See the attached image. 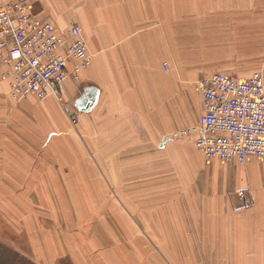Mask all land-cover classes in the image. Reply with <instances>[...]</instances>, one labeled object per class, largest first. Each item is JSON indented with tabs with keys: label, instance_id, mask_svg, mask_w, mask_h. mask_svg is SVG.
<instances>
[{
	"label": "crops",
	"instance_id": "1",
	"mask_svg": "<svg viewBox=\"0 0 264 264\" xmlns=\"http://www.w3.org/2000/svg\"><path fill=\"white\" fill-rule=\"evenodd\" d=\"M31 1L33 14L51 22L63 37L80 25L92 61L77 78L70 75L64 81L59 98L30 94L18 105L0 102V143L11 151L0 155L3 173L9 175L0 204L8 207L5 218L11 226L26 234L37 261L54 264L60 255L75 258L91 250L97 252L92 264H163L157 249L142 245L136 231L141 226L151 231L156 207L171 204L172 179L158 178L156 163L171 159L177 148L196 176L191 191L197 200L191 204L206 205L202 199L207 193L235 206L246 200L238 193L261 192L245 211L251 234L247 253L251 263L253 254L264 262V163L254 157L245 163L214 159L206 171L197 134L183 136L176 145L171 141L174 129L199 120L203 99L196 81L201 76L222 71L246 79L255 72L239 74L227 65H205L201 47L206 24H212L219 38L227 29L234 31L235 0ZM76 63L75 58L69 60L70 72ZM9 68L0 67V75ZM5 96L9 98L8 83L0 77V97ZM71 117H77L80 136L70 130ZM45 131L56 132L48 143ZM188 168L186 164L184 172ZM182 184L188 198V180ZM109 206L128 210H114L117 225L110 224ZM46 221L52 222L51 232ZM123 221L132 222L136 245L131 250L106 249L109 236L117 243L130 229ZM94 238L98 245H92Z\"/></svg>",
	"mask_w": 264,
	"mask_h": 264
},
{
	"label": "rangeland",
	"instance_id": "2",
	"mask_svg": "<svg viewBox=\"0 0 264 264\" xmlns=\"http://www.w3.org/2000/svg\"><path fill=\"white\" fill-rule=\"evenodd\" d=\"M229 1L233 2V0ZM235 5L237 7L236 16L238 17V21L234 31L227 29L223 32L225 36L222 33L221 38H219L217 37V31L212 28V24H206V30L204 32L205 43L204 47H201L206 51L205 65L214 67L227 65L228 67H232L231 72L234 73L243 74L249 72L251 74L254 71H260L264 75V0H235ZM246 7H252V10H245ZM219 43H221V45ZM207 74L201 76L200 79ZM198 80L196 81V86ZM28 99L15 100L12 102L5 96L4 98L0 97V102L3 101L18 105L24 103ZM34 101L36 103L40 100L34 98ZM0 113L4 114L1 110ZM1 116L2 115H0V117ZM74 118L77 120V117H71L72 123L70 122V130L80 136L77 129L78 127L76 123L73 122ZM182 129L183 126L174 129L172 132L171 141L174 142L175 145L178 144L183 137L176 136V133ZM45 133V140L47 143L53 135L56 134L55 131H45ZM167 141L170 140L167 139ZM3 145V143H0V155H3L6 151L2 149L4 147ZM6 152H9V155L11 153L10 150ZM184 156V152H180L176 148V150H173V157L171 159H158L156 163L158 178L167 177V179H172L170 184L172 201L170 205L167 204L156 207L157 213L150 216L152 220L150 222L155 225V227H152L151 231L144 226L140 227V224L135 221L140 227V230H138V232L136 231V235H138V233L141 235V244L155 247L157 249L156 251L159 253L158 256L164 260L163 264H264V262L261 261V256L255 254H253L251 263V256L247 253V243L251 241V234L249 231L248 235L245 211L246 207L248 208L247 204L255 197H259L261 192L259 191L253 194L252 191L248 190L249 195H247L245 191H242L247 195V198H244L246 200L235 206L232 204L229 205L228 200L224 197H222L223 199H216V197L211 196V194L207 195V193L204 199H202V202L206 205L191 204V201L194 202V200H197L196 193H192L191 191V188L195 186L196 176L192 175L193 169H191V162L188 160L187 163ZM93 161L96 162V159H93ZM257 161L264 163V161L258 159ZM210 163L209 160L205 161L206 171ZM186 164H188L189 167L187 173L186 170L184 172V166H186ZM181 167L183 168L181 169ZM182 171L184 172L183 174ZM5 176L9 175H5L0 166V202L4 201L6 196V191L3 190ZM187 180L189 184L187 185L189 188L188 198L184 195L186 187L185 189L182 187V185H185L182 183H184V181L186 183ZM207 180L208 177L206 176V182ZM167 185L169 184L167 183ZM200 197L201 196L198 197V201H200ZM1 204L0 264H41L33 255L26 234L14 229L11 223L7 221L5 217L6 214H10V212L7 211L8 207L2 206ZM117 208H124L125 214L128 212V210L126 211L125 207L122 206H109L107 215L110 224L112 222L115 225L118 224L116 221L118 214L114 212ZM141 208V215L145 216L143 213L144 209L143 207ZM6 211L7 213L5 214ZM130 222H128V224L126 221L121 222L125 227H127V225L128 227L130 226V229L125 230L124 233L122 232L117 243L116 240L115 243H113V237L109 236V243L107 246H104L105 248L107 247L106 249L115 246V248H130L131 250L133 246L136 245L134 242L135 239H133L134 237L132 236L135 234V231L131 229L132 222ZM146 224L149 226L148 216ZM93 225H96V221H94ZM45 226L46 231L51 232L52 222L46 221ZM98 242L99 240L95 239L92 241V245H98ZM164 244L166 245L165 248L161 246ZM84 248L88 250L86 247ZM100 249H103V246L102 248L100 247ZM163 249H165V252ZM89 251L90 253L83 255L78 254V257L75 258L70 254L60 255L56 258L54 264H75L76 262L92 264L91 259L96 257L97 252L93 253L91 250Z\"/></svg>",
	"mask_w": 264,
	"mask_h": 264
},
{
	"label": "built area",
	"instance_id": "3",
	"mask_svg": "<svg viewBox=\"0 0 264 264\" xmlns=\"http://www.w3.org/2000/svg\"><path fill=\"white\" fill-rule=\"evenodd\" d=\"M32 9L31 0L0 1V67H10L0 77L8 83L12 100L30 94L59 98L64 81L70 75L77 78L92 62L80 25H73L63 37ZM71 58L77 63L70 72ZM197 88L203 99L199 120L176 136L197 134L196 146L207 160L245 163L251 157L264 159V75L256 71L241 79L214 71L199 79ZM239 195L246 197L244 192Z\"/></svg>",
	"mask_w": 264,
	"mask_h": 264
}]
</instances>
